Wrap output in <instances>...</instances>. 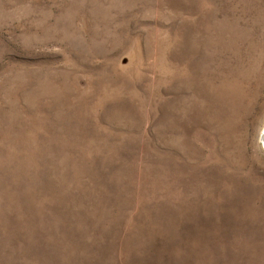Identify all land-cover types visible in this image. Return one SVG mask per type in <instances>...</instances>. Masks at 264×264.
<instances>
[{
	"label": "rangeland",
	"instance_id": "1",
	"mask_svg": "<svg viewBox=\"0 0 264 264\" xmlns=\"http://www.w3.org/2000/svg\"><path fill=\"white\" fill-rule=\"evenodd\" d=\"M0 264H264V0H0Z\"/></svg>",
	"mask_w": 264,
	"mask_h": 264
}]
</instances>
